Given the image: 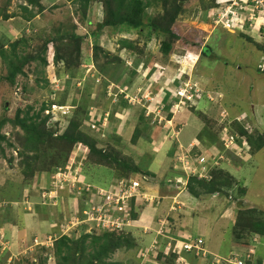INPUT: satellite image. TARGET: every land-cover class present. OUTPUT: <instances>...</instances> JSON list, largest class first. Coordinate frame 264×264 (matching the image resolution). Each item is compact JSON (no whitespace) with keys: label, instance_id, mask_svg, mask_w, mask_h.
Listing matches in <instances>:
<instances>
[{"label":"rangeland","instance_id":"obj_1","mask_svg":"<svg viewBox=\"0 0 264 264\" xmlns=\"http://www.w3.org/2000/svg\"><path fill=\"white\" fill-rule=\"evenodd\" d=\"M177 1L144 0L145 15L186 41L206 46V54L193 53L191 44L167 34L144 36L123 27L98 31L107 13L104 0H90L86 12L80 0H39L43 10L25 0H0V45L4 35L12 43L18 39V51L11 52L7 44L6 60L0 56V122H4L0 134L5 135L0 143V264H76V257L94 255L105 237L110 246L118 245L103 257L105 264H175L170 255L164 259L166 255L157 254L167 249L166 242L178 245L186 237L202 238L205 254H210L190 264H232L225 255L228 247L233 248L230 240L249 236L240 230L247 221H264V215L247 211L255 208L264 213V145L251 153L244 138L249 147H237L240 156L232 145L226 156L196 144L181 147L182 139L192 136L196 118L195 129L202 128L203 118L208 117L218 137L219 123L229 118L242 123L249 134H264V67L258 68L264 64V35L257 29L261 24L253 18L250 30L235 27L234 22L245 15L235 20L224 13L225 9L235 14L228 4L233 0H186L174 13ZM220 10V18L211 20ZM28 13L26 21L23 17ZM223 17L227 19L221 21ZM46 32H53L48 34L54 42L46 41ZM248 33L254 42L248 40ZM121 40L130 42L132 50L122 47ZM163 40L171 45L166 54L160 51ZM56 52L62 54L59 59ZM10 60L21 68L12 82L6 78L12 69ZM186 92L193 94L188 97L190 104L183 99ZM208 92L214 101H208ZM191 108H199L201 115L194 111L193 117ZM172 109L170 121L165 117ZM23 119L41 132L37 140L18 125ZM74 124L102 156L87 145H67L60 139ZM164 138L178 146L163 154L161 166L153 167L154 176L133 175L123 187L135 188L131 195L138 199L129 220V202L125 198L127 202L116 203L122 194L113 195L121 189L115 175L126 177L128 169H142L144 159L161 152L159 141ZM217 144L221 147V139ZM212 154L222 157L216 160ZM188 155L203 156L211 172L218 171L225 181L226 190L198 197L189 194L185 186L190 171L181 167L188 164ZM197 160L189 165L200 170ZM27 164L36 172L32 177L24 175ZM43 170L49 172L41 177ZM173 174L181 184L166 181ZM104 227L115 230L105 232ZM218 235L222 238L215 250L212 240L216 244ZM63 236L68 238L65 246ZM128 241L130 249H126ZM248 243L251 262L261 264L264 235H251ZM237 262L247 264L241 258Z\"/></svg>","mask_w":264,"mask_h":264},{"label":"trees","instance_id":"obj_2","mask_svg":"<svg viewBox=\"0 0 264 264\" xmlns=\"http://www.w3.org/2000/svg\"><path fill=\"white\" fill-rule=\"evenodd\" d=\"M25 1L28 4H32V6L37 7L40 10H43V6L40 4L39 0H25ZM80 1L82 2L83 8H84V10L86 12L90 0H80ZM104 1H105V4H106L107 13H106V18H105L104 22L98 24V27H97L98 31L101 30L104 27H112V28H117V29L119 27H123L122 28L123 30L124 29H127V30H130V29L131 30L132 29L133 30L134 29L135 30H139V32H141L144 36H148V35L150 36L152 33H154V34L162 33L164 35L167 34L172 39L181 40V41L186 39L185 37H181L180 34H178V32L176 33V32H174L172 30H170V32H169L168 30H166L164 28H161L158 25V23L155 21V19L148 18L145 15V13H146L145 12V8L147 7L148 2H144V0H129V1L128 0H104ZM181 2H186V0H178L177 1V3L174 6V13H178L179 9L181 8V6H180ZM78 3L80 4L79 1H78ZM110 4H111V6H110ZM228 4H230V2ZM29 16H30V14L28 13L27 16L23 17L24 20L28 21L29 20ZM211 20H213V18H211ZM149 31H152V32L150 33ZM48 33H53V32H48ZM48 33H47L48 39L46 41L48 43L54 42L55 38L50 37L51 34H48ZM245 33L246 32H244V34ZM259 33H262L264 35V30L262 28H260ZM246 35L249 37L248 40H250L252 42L253 40H252L251 35L249 33L246 34ZM3 37L5 39H3V42L0 45V56H1L2 59L6 60L7 53H6V49L4 48V46L9 44V46L11 47V52L18 51V49H17L18 47H16V45L18 44L16 41L18 39H16V41L14 40V42L12 43L10 41V37H8L6 35H4ZM60 41L62 42L63 39H61ZM46 43H44V44L46 45ZM120 43H122V40H121ZM184 43L185 44L186 43L187 44L188 43L191 44L190 47H193V50H194V51L192 50V52L193 53H198L199 52L200 55L202 53L206 54V49H208L206 46L201 47V44L198 41H194V42L190 43V42L185 40ZM124 46L128 47L129 50H132V48L134 47L130 42H127V41H124L122 43V47H124ZM78 49H79V47H78ZM170 49H171L170 42H167V40L161 41L160 51L162 52V54L168 53ZM188 50H191V49H188ZM43 51H44V49H43ZM59 53L60 52H56V54H55L56 59H59L61 57V55L64 54L63 51H62V54H59ZM42 61H43V63H45L44 58H41V62ZM8 65L12 69L10 70V72H9V74H8V76L6 78L10 82H12L14 77H15V75L18 74V73H21V68L17 67V66H14L12 60L8 61ZM73 65H75V63ZM144 68L145 69L147 68L146 67V63H144V65H143V69ZM151 69L152 68H149L150 71H151ZM183 84H185V83L183 82ZM186 93H188L187 96H183L182 95L183 99L187 102V104H190L191 103L189 101L190 98H188V97L193 95V94H191L189 92H186ZM194 95H196V93H194ZM194 99H195V97H194ZM169 108H170V105L169 106L167 105L166 111H169ZM143 109H145L144 106H143ZM191 109H194V108H191ZM171 111H173V109L170 110V112L167 113L168 117L167 116L165 117L167 120L170 119L169 116L171 115ZM195 113H197L198 115H201L200 112L195 111ZM203 119H204L205 123L208 125V128H209L207 132H209V134L213 137V141L215 142V144H217V140L218 139L220 140L221 137L220 136L218 137L217 134H215L214 131H211V129H210V128H212L210 126L211 124L209 125L207 123V122H209L208 117H207V120H205V118H203ZM24 121H25L24 119L20 120L18 125H20L23 129H25L28 132V137H30L31 139L34 138V139L37 140L41 136V132L37 131L32 124L31 125L28 124L29 125L28 126L27 124H25ZM159 122H161V121H159ZM3 123H4L3 121L0 122V126ZM231 124L234 126V129L231 127ZM219 125H221L218 128L219 131H220L219 133H221L224 128H230V132L233 135H235L236 140L238 139V137H240L239 138L240 140L238 141L239 143H241V140L245 138L246 141L248 142V145H250V147H251V153L255 152L256 150H260V148H262L263 145H264V134H256V136H254L252 134H249L245 129H243V124L239 123L238 120H233V121L230 122V118H229L227 122L219 123ZM4 139H5V135L0 134V143ZM60 139L63 140L67 145H74V144L87 145L90 150L99 153V155H101V156L103 154L100 149H98L93 143H91L92 140L88 136H86L80 130H78L76 124H74L72 126L70 133L64 134V136L62 138H60ZM132 140H135V139L133 138ZM88 141H89V143H91L92 146L88 145ZM219 148L223 149L222 146L219 147ZM219 148L217 149V151H219L221 154H224L223 151L225 149L221 150ZM212 157L217 160V159H220L219 157H222V156L221 155H217L216 156V155L212 154ZM149 162H150V160L144 159V164H141L142 165L141 166L142 169H140V170H138L137 168L128 169L127 176L125 175L126 177H121L122 175H119V176L115 175L116 179H118V180L123 179V180H125L124 181L125 184L128 185V181H129L128 178H131V176H133V175H138V174L140 176L146 175V174H143V173H149V175H150L151 172L148 170ZM28 164L26 165L27 169L25 171H23V172H24L25 176L32 177L36 172L34 173L33 172L34 170L30 169ZM119 164L122 165V163H119ZM174 164H176V163H173L172 165L174 166ZM209 171H210L209 172V178H203V177L199 178L198 176H194V175L188 176L185 189L188 191L189 194H191L194 197H198V196H202V194H205V192L208 193V194H212L214 192L221 193L220 191H225L226 190V188L224 186L225 185L224 184L225 181L222 179V177H220V174L217 173L218 171L215 170L216 172L215 171L211 172V168L209 169ZM40 172H44V174H45L46 172H49V171L43 170V171H40ZM225 173L228 176L227 172H225ZM173 175L174 176L172 177V179L170 181H175V183H176V177H175L176 175L175 174H173ZM184 175L185 174H180L178 176L183 177ZM118 180H117V182H118ZM24 181H25V179H24ZM22 185H24V187H25L26 183L24 182V184H22ZM199 188H202V190H203L201 193L198 192ZM130 197L131 198L128 201L129 202L128 208H130L129 209V214H128L129 215L128 216L129 220L132 217H134V214H132V207L131 206L132 205L136 206V201L138 200V199H136L137 196L135 194L131 195ZM247 211L250 212L251 214H256L257 213L258 215H260V217L264 215L263 212L257 211V209H255V208H250ZM135 215H136V213H135ZM119 217H121V216H119ZM113 230H115V229H113L112 227H104V231L105 232H111ZM240 230H242V231L245 230L247 232V235H249V236H251V235L263 236L264 235V221H263V218H262V220H260L258 218H254V219L250 220V222L247 221L246 223H244L242 225V228ZM238 234H240V233H238ZM248 237H246L244 234H243L242 237H240V235H238L237 237L233 236L232 240H230V242H229V245L231 244V246L233 248L229 249V247H228V251L225 253V255L230 258L231 257V253H233L235 251H241V249H243L242 247L247 248V252H245V253L250 252L251 249L248 250V247H249ZM101 239H102V237H99V238L96 239V241L99 242ZM194 239H197V238L186 237L185 239H182V240H185L187 242H191ZM60 240H61V244L65 246L67 244L66 241H68V238L66 236H63V237L60 238ZM202 241H204V240L202 239ZM168 242L170 243V245L173 244V247L169 246V247H167V249H163V251L158 252V254H157L158 257L166 255V256L163 257L164 259H166V257H168V255H170L169 258H171L172 262L175 259V264H179L178 263L179 257H184L185 260H186L185 261L186 264H190V261L192 259H195V258L198 259L199 257H201V255H195V249H192V252H189V253H186V250H183V251L175 250V251H173L174 250V246H175L174 243H172V241H168ZM168 242H166V243H168ZM166 243H165V247H166ZM126 244H127L126 245V249H130L132 247L131 241H128ZM117 246H118L117 244H112L110 246L109 240L105 237V238H103V240L101 242H99L98 251H96L94 255H90L87 258H83L82 256H78V257L75 258V260H77L76 264H93L94 261H95L94 264H105L103 262V257L106 256V254H107V252L109 250L112 251L114 248H117ZM110 247H112V248H110ZM56 251H57L56 253H57L58 257H59V255L61 254V252L59 251V248H57ZM81 251H82V248H78L77 252L79 254L81 253ZM165 251H167V252H165ZM206 255L208 256L210 254H206ZM250 257L251 256L248 257V255L246 254V255H243V257H241V259H243V261H245L247 264H253L251 262L252 260H251ZM208 259H209V257H208ZM263 261H261V264L263 263ZM72 262H70V264ZM67 263L69 264V262H67ZM109 264H113V263H109Z\"/></svg>","mask_w":264,"mask_h":264},{"label":"built area","instance_id":"obj_3","mask_svg":"<svg viewBox=\"0 0 264 264\" xmlns=\"http://www.w3.org/2000/svg\"><path fill=\"white\" fill-rule=\"evenodd\" d=\"M237 5L238 6H241V7H245L246 6V8L247 7H250L253 10H256L258 13L264 14V0H250V1L249 0H244V1L239 0L238 3H237ZM220 13H221V10L215 13V17H216L215 18V22L217 21L216 19H219L220 18L219 17L220 16ZM226 19L223 17L220 20L222 21V20H226ZM252 19H253V16L251 15L248 18V21L249 20H252ZM257 22L259 24H261V25L262 24L264 25V20H259ZM234 25H235V27H237L238 29H241V30H243V29H249L247 23H245L243 21H241V22H234ZM186 87H190V84L186 83ZM220 139H221V144H222L221 146L224 149L225 148L229 149L231 145L233 146L232 149H236L237 147L239 148L241 146L245 149L248 146V145H246V143H245V141L243 139L241 140V142L244 141V143H245L246 146L243 143H239L238 141L240 139L236 140L235 135H233L230 131H228V128H224L222 130V132H221V138ZM192 158L190 157V155L187 156L186 162L188 164H186L185 167L181 166L182 169H183V171L186 172L187 171V167H188V169L190 171V173H187L188 175L191 174V175H194V176H198L199 178L200 177H207V178H209V175L206 176L205 172L207 171V169L210 166H208V163L205 162V158L203 156L200 157L198 155L195 156L194 159H192ZM197 158H198V160L195 163H196V165L199 164L201 166V169L200 170L197 169L195 166H192V165L190 166L189 165L190 162H193V160L196 161ZM188 159H190V161ZM214 163L216 164V162H214ZM124 181L125 180H123V179L120 180V181H118L119 187L121 189L120 190L116 189L115 192H114V194H113V195H115V198H117L119 194H122V197H120V199H116V203H119V201H121V203H125V202L129 201V199L131 198L130 197V194L132 193L131 191L135 189V188H133L132 190H126V189H124L123 187L126 186V184H125ZM176 183H177V181H176ZM49 193H53V191H49ZM125 198L127 199V201H124ZM170 246L173 247V245H170ZM192 249H195L196 253H199V251H204L203 250V241H202L201 238L196 239L194 243H189L187 241H185V242H179L178 245H175L174 246V250L173 251H175V250H179V251L186 250V253H189V252H192ZM250 252H252V251L250 250ZM204 253H206V250H205ZM246 254H248V253L241 252V251H235V252L231 253V257L229 258L228 261H230L232 264H238V263L241 264L240 262H237V261H239V259L243 255H246ZM262 264H264V262Z\"/></svg>","mask_w":264,"mask_h":264},{"label":"crops","instance_id":"obj_4","mask_svg":"<svg viewBox=\"0 0 264 264\" xmlns=\"http://www.w3.org/2000/svg\"><path fill=\"white\" fill-rule=\"evenodd\" d=\"M197 81V80H196ZM213 94H212V92H208L207 93V99H208V101H214L213 100ZM211 98H212V100H211ZM204 101L205 102H207L206 101V98L204 99ZM199 103H202V99H200L199 100ZM200 107V106H199ZM197 110H199V108H197V109H193V110H190V112L192 113H190L192 116L193 115H195V113H194V111H197ZM196 116V115H195ZM174 117V116H173ZM173 117H171L169 120L170 121H172L173 120ZM194 117V116H193ZM167 121V120H166ZM198 120H197V118H196V122L194 123V125L197 127V124H198ZM201 125H203L202 123H201ZM195 127V128H196ZM195 128H192L193 130L192 131H190L189 133H191L192 134V136H189V135H186V137H184V139H182V145H181V147H189L190 146V144H196L197 145V147H199L201 150H206V151H209L210 150V148L212 149V151L214 152V150H216L217 151V149L219 148V146H218V144H215V142L213 141V137L209 134V132H207L208 131V125L205 123L204 124V126L202 127V128H199V129H195ZM194 131H196L195 132V134L193 135V132ZM162 133V132H161ZM214 133V132H213ZM163 134V133H162ZM166 134V133H165ZM166 135H168V134H166ZM158 136H159V134H158ZM165 136V135H164ZM158 139V137H156V140ZM140 140L142 141V138H140ZM139 140V141H140ZM138 142V141H137ZM159 147L161 148V152L160 151H157V152H155V153H157V154H155L154 153V156H152V157H150L149 158V160H150V162H149V164H148V170L151 172V173H153V174H151V176H154V169H153V167L155 168L156 166L157 167H159V166H161V165H159L160 164V160L163 158V154L165 153V154H167L168 155V152L170 151V150H173V149H176L177 148V146H178V144H177V142L176 143H174V141L173 140H171V141H169L167 138H164V140H161V141H159ZM172 144V145H171ZM171 145V146H170ZM184 145V146H183ZM198 148V149H199ZM235 150V152H236V154L238 153V151H237V149H234ZM195 151H197V149H195ZM210 152V151H209ZM226 154H227V151L225 150V153H224V155L226 156ZM215 164V163H214ZM175 166V165H174ZM178 168V167H177ZM209 168H211V167H209ZM45 174H43V175H41V177H43ZM48 175H50V174H48ZM174 175H170L169 176V178H167L166 179V181L168 180V179H170L171 180V178L173 177ZM49 177V176H48ZM39 182L40 183H42L41 182V179H39ZM156 184H158L159 185V183H156ZM183 192V191H182ZM186 196H188V197H190L189 195H188V193L186 192ZM31 197V196H30ZM188 199L186 198V201H187ZM162 202H160V204H161ZM229 204V203H228ZM230 206V205H229ZM231 209V208H230ZM221 238H222V235H221ZM221 238H220V240H219V235L218 236H216V244H213V242H215V241H213L212 240V245H214V247H216L215 248V250H217L218 248H217V246L218 245H220V241H221ZM219 247V246H218ZM209 250V249H208ZM210 258V257H209ZM208 259V258H207ZM210 259H212V258H210ZM210 259H208V260H210Z\"/></svg>","mask_w":264,"mask_h":264},{"label":"bare ground","instance_id":"obj_5","mask_svg":"<svg viewBox=\"0 0 264 264\" xmlns=\"http://www.w3.org/2000/svg\"><path fill=\"white\" fill-rule=\"evenodd\" d=\"M238 1L239 0H233V2L232 3H230L229 5H231L232 6V10L231 11H234L235 12V14H232V13H226V11H225V9H224V13L225 14H230L231 16H232V18H234L235 20L237 19V18H241V14H243V15H245L244 17H245V19H242V20H240V21H237V22H241V21H243V22H245V23H247V25H248V27H250V28H252V27H254V26H252L251 25V23H250V21H248V18L252 15L253 16V18L256 20V21H259V20H264V14H260V13H258L256 10H253L252 8H250V12L248 13L247 11V9L248 8H246V7H241V6H238L237 5V3H238ZM241 1H244V0H241ZM250 1V0H249ZM260 28H262L263 30H264V25L262 24L261 25V27H258L257 29H258V32L260 31ZM178 92H180V91H178ZM179 95H182V94H179ZM238 139H239V137H238ZM237 139V140H238ZM237 149V151L239 152V150H241V149H238V148H236ZM225 150H227V148H225ZM237 155L238 156H240L238 153H237ZM210 168H208V170H209ZM190 176V175H189ZM188 178V177H187ZM207 178V177H206ZM177 184H181V182H177ZM131 195V194H130ZM198 239V238H197ZM195 240L196 239H194L193 241H191V242H189V243H194L195 242ZM167 247H169L170 246V243L168 242L167 243V245H166ZM203 250L204 251H199V253H196V251H195V255H201V257L202 256H205L206 254L204 253L205 252V248L203 247ZM179 262V264H186V260H185V258L184 257H179V260H178Z\"/></svg>","mask_w":264,"mask_h":264},{"label":"clouds","instance_id":"obj_6","mask_svg":"<svg viewBox=\"0 0 264 264\" xmlns=\"http://www.w3.org/2000/svg\"><path fill=\"white\" fill-rule=\"evenodd\" d=\"M212 18H213V20L215 19V12H213ZM263 67H264V64H263V66H259L258 68H259L260 71H261V70H263ZM51 175H52V174H51ZM51 178L54 179V175L51 176Z\"/></svg>","mask_w":264,"mask_h":264}]
</instances>
